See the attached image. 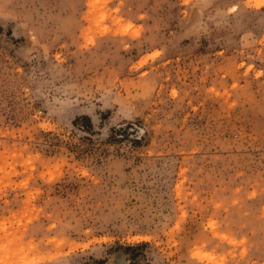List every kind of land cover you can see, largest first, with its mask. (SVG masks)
Returning <instances> with one entry per match:
<instances>
[{"label": "rangeland", "instance_id": "1", "mask_svg": "<svg viewBox=\"0 0 264 264\" xmlns=\"http://www.w3.org/2000/svg\"><path fill=\"white\" fill-rule=\"evenodd\" d=\"M264 264V0H0V264Z\"/></svg>", "mask_w": 264, "mask_h": 264}, {"label": "trees", "instance_id": "2", "mask_svg": "<svg viewBox=\"0 0 264 264\" xmlns=\"http://www.w3.org/2000/svg\"><path fill=\"white\" fill-rule=\"evenodd\" d=\"M146 244H147V242H142V243H137L135 245L126 246V251H129L130 258L134 259V260L137 259L136 263H134V264H140V262L138 261V258L141 255H143L141 248L143 246H145ZM147 264H149V263H147Z\"/></svg>", "mask_w": 264, "mask_h": 264}]
</instances>
